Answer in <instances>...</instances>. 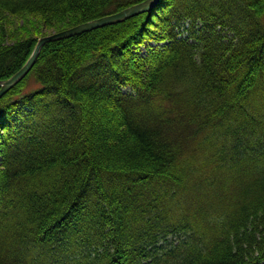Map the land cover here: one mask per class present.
Returning <instances> with one entry per match:
<instances>
[{"label": "trees", "instance_id": "trees-1", "mask_svg": "<svg viewBox=\"0 0 264 264\" xmlns=\"http://www.w3.org/2000/svg\"><path fill=\"white\" fill-rule=\"evenodd\" d=\"M141 1L0 0V80L41 36L11 14L59 31ZM0 264H264V0H158L45 43L0 97Z\"/></svg>", "mask_w": 264, "mask_h": 264}, {"label": "water", "instance_id": "water-1", "mask_svg": "<svg viewBox=\"0 0 264 264\" xmlns=\"http://www.w3.org/2000/svg\"><path fill=\"white\" fill-rule=\"evenodd\" d=\"M157 2L158 0H143L141 2L125 7L119 11L87 20L69 28L55 31L39 37L25 64L9 78L0 80V97L31 70L33 64L37 59L39 51L45 43L77 35L82 32L89 31L108 24L121 22L134 15L151 10L157 4Z\"/></svg>", "mask_w": 264, "mask_h": 264}, {"label": "rangeland", "instance_id": "rangeland-1", "mask_svg": "<svg viewBox=\"0 0 264 264\" xmlns=\"http://www.w3.org/2000/svg\"><path fill=\"white\" fill-rule=\"evenodd\" d=\"M8 19L12 22L17 24V25H20L21 26V29H20V32L18 33V35H23V36H33L32 33H37V35H41V36H44V35H47V34H50L52 32H55L56 30L53 29L51 26L49 25H46V23H43L42 21H40V19L36 18L35 16H32V15H26V14H21V15H13L11 14V16H8ZM56 25L55 28H59L60 26H63L64 24L62 23H53L52 25ZM40 25H44V29L40 26ZM62 28V27H61ZM42 30V32H40ZM58 31V30H57ZM39 36V37H41ZM38 37V38H39ZM37 38V40H38ZM153 45V46H160L159 43L153 41V40H150V41H147L144 45L142 44V46H140V51H141V54H145L146 51H147V45ZM159 44V45H158ZM90 71L91 72H94V79H99L100 81H103V82H108L110 83V77H108V73L105 74L103 71L100 70V68H98V66H94V64H92L90 66ZM96 75H99V76H96ZM101 76V77H100ZM122 92H125V93H130V94H133L132 91H130L129 89L127 88H122ZM154 107L157 105V102L154 101V103L151 102V106L150 107ZM181 106H184L185 107V104H179L177 105V112H180V113H186L188 112L187 109L184 108V111L180 108ZM156 108V107H155ZM153 112L154 113H157V111L153 108ZM189 110V109H188ZM176 111V110H175ZM183 111V112H182ZM190 111V110H189ZM192 145V143H191ZM186 147H189V148H192L194 146H190L189 143L188 144H185ZM188 149V148H187ZM205 170V169H204ZM208 171V170H207ZM241 174V173H240ZM222 175V174H221ZM228 176H231L232 174L230 173H227ZM210 176V175H209ZM223 177V176H222ZM219 179V180H218ZM218 179H215V185L214 187H216L215 189L218 190V195L219 197H227L229 194H230V190H229V187H230V182L227 181L226 178H218ZM222 179V180H221ZM223 181V182H222ZM225 184V188H223V186L221 184ZM219 186H221V189L219 190ZM228 190V192H227ZM229 197V196H228Z\"/></svg>", "mask_w": 264, "mask_h": 264}, {"label": "bare ground", "instance_id": "bare-ground-1", "mask_svg": "<svg viewBox=\"0 0 264 264\" xmlns=\"http://www.w3.org/2000/svg\"><path fill=\"white\" fill-rule=\"evenodd\" d=\"M167 44V43H166Z\"/></svg>", "mask_w": 264, "mask_h": 264}]
</instances>
